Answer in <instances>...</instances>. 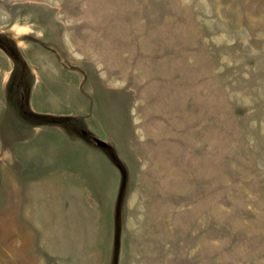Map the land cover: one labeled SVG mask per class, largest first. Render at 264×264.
I'll use <instances>...</instances> for the list:
<instances>
[{"label":"rangeland","instance_id":"1","mask_svg":"<svg viewBox=\"0 0 264 264\" xmlns=\"http://www.w3.org/2000/svg\"><path fill=\"white\" fill-rule=\"evenodd\" d=\"M0 264H264V0H0Z\"/></svg>","mask_w":264,"mask_h":264},{"label":"water","instance_id":"2","mask_svg":"<svg viewBox=\"0 0 264 264\" xmlns=\"http://www.w3.org/2000/svg\"><path fill=\"white\" fill-rule=\"evenodd\" d=\"M94 140H95L96 144L99 145V146H105L106 145V143L103 140L99 139V138L95 137Z\"/></svg>","mask_w":264,"mask_h":264}]
</instances>
